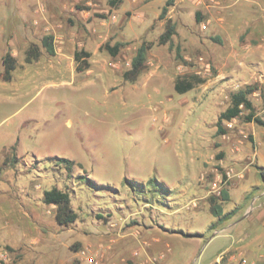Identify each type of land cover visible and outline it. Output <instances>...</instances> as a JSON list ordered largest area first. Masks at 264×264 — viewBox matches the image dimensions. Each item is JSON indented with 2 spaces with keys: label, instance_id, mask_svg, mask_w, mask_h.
I'll use <instances>...</instances> for the list:
<instances>
[{
  "label": "rangeland",
  "instance_id": "obj_1",
  "mask_svg": "<svg viewBox=\"0 0 264 264\" xmlns=\"http://www.w3.org/2000/svg\"><path fill=\"white\" fill-rule=\"evenodd\" d=\"M112 1H62L77 10L78 20L50 18L55 0H0V61L9 53L17 63L9 82L0 77V264H21L22 258V264H55L68 254L66 264H81L85 260L76 254L86 249L87 259L99 264V248L84 249L76 242L93 238L94 229L108 252L125 246L116 264H144V254L149 264H213L226 250L264 264V127L244 122L245 111L232 127L224 122L225 134L216 127L230 95L247 85L256 86L250 100L256 116L264 119V77L258 79L264 60L254 57L252 44L239 48L233 60L218 52L209 59L190 48V60L184 59L176 39L157 45L164 31V21L158 20L164 0ZM196 13L191 8L177 15L176 10L175 29L184 22L199 28ZM88 30L99 33L98 58L105 59L90 65L82 58L80 65L103 77L97 73L75 80L65 66L58 73L48 68L45 77L44 65L52 57L42 49V39L50 36L55 51L63 53L60 32L67 31L74 59L84 50L82 35ZM143 42L152 44L146 68L136 82L126 83L123 73ZM117 43L122 46L115 57L102 50ZM31 45L41 55L27 64L25 51ZM76 66L74 61L75 74ZM197 70L207 74L195 75ZM150 71L161 79L143 85ZM219 73L224 77L215 85ZM243 73L245 78L239 77ZM176 74L203 82L180 95L173 90ZM61 158L74 163L71 172L58 162ZM53 187L70 196L78 216L71 226L58 229L55 207L42 201L43 192ZM212 196L223 213L235 210L215 229ZM147 224L158 228L154 238L175 235L161 244L146 242Z\"/></svg>",
  "mask_w": 264,
  "mask_h": 264
},
{
  "label": "crops",
  "instance_id": "obj_2",
  "mask_svg": "<svg viewBox=\"0 0 264 264\" xmlns=\"http://www.w3.org/2000/svg\"><path fill=\"white\" fill-rule=\"evenodd\" d=\"M55 1L56 2L53 4V8L50 10V14H49L50 18H56V17H61V16L66 15V16L73 17V18L76 17L78 18V20H81V16L80 14H78L77 10L71 11V8H69L67 4L69 1H72V0H67V3H63L62 1L64 0H55ZM75 1H78V0H75ZM165 1L166 0L163 1L162 7L164 6ZM195 1L196 0H188V3L185 4V2L182 0H175L172 6V9L168 12L169 16L167 17V19L171 20L175 16L173 13L176 10H177V15L180 13V11L191 9V8H194L199 12V17L201 21L197 23L195 20L194 22L195 24L199 26V28H194L193 26L191 27L184 22V24L180 26L181 28L180 30H178L176 27L175 29L176 33L172 37V39L173 38L176 39L178 44H182V50H183L182 54H183L184 59L190 60L192 53L190 54L187 51L190 48L192 49V52L196 54L201 51H204L209 57V59L213 57V54L218 52L220 58L222 59L224 58L225 60H230L231 58L233 60L236 57V54L239 51V48H242V49L248 48V46L252 44L254 45L253 52L256 55L254 57H258L262 61L264 60V0H200L199 3H197V5H200L199 8H195V5H194ZM128 8L127 7L122 8L121 11L124 12ZM87 13L90 15L91 10L88 11ZM86 16L87 14H84V17ZM202 16L204 17L202 18ZM247 17L249 20L246 21ZM175 21L176 20H173L174 25H175ZM93 24L94 22H89L86 25L93 28V26H91ZM92 30H96V29H92ZM95 32L96 31H94L93 33L91 32V30L90 31L88 30V34L86 33L85 35H82V39L84 41L83 52H86L89 54V57L85 59H88V63L90 65L93 63L96 64L98 63L99 60L105 59L102 55L100 58H98V56L101 54L99 52L100 44L96 45V42L99 41L98 40L99 33L97 34ZM60 34L62 35L60 37L61 39L60 41L63 46L62 47L63 53L59 51H55L54 49V52H55L54 56H51L52 58L50 60H47L46 65H44L45 66L44 76L45 77L49 76L50 70H53L54 72L58 73L60 71V66H65L67 70L70 72V76L75 80L79 78L81 79L84 75L89 77L97 73H99L102 76L103 72L102 73L99 71L95 72L93 69H88V68L86 70L77 72L75 74L74 73L75 72L74 71V59H73V56H70L69 54L70 50H69V42H68L69 40H68V35H67L68 32L64 31V32H60ZM123 34L124 32H122V36L124 37ZM192 34H199L200 38H195L192 36ZM243 35H245L246 37L244 38V41L242 43L241 37ZM213 41L217 43H213ZM199 59L200 61L203 60L202 58H199ZM202 64L203 63L198 62L199 67ZM103 69L105 70V67H103ZM192 71L193 70H191V72ZM232 71L236 74L238 70L234 69ZM191 72L189 71V73ZM177 74L180 75V72H177ZM194 74L200 76L202 74H207V73L206 72L201 73V71L197 70L194 72ZM246 74L252 75L251 72H248ZM153 75H155L156 78L150 80L149 77ZM178 75L176 76L174 80H177L178 78L189 79L192 77H197V76L191 77V76H185V75H181V76H178ZM188 75H192V74H188ZM245 76L246 75L243 73L239 77L245 78ZM106 77L110 78L112 76L110 74H107ZM160 77H161V74L159 73L157 74L155 71H150L147 75H145V80H144V77L142 78V83L144 85V81L145 83L147 82L149 83L152 81L156 82L157 80L161 79ZM223 77L224 75L222 73H219L216 76V78L213 80V83L217 85L219 79H222ZM107 78L105 80H108ZM126 83H129V82H126ZM126 83L122 82V84H126ZM111 85L113 84L108 83L107 87L110 88L112 87ZM93 86H95V83L93 84ZM173 87H174V84H173ZM220 88L222 89L223 87L220 86ZM192 90L194 91L195 88ZM187 187L189 190V186ZM42 201H43V197H42ZM56 226L58 229L62 228L58 226L57 223H56ZM156 230H158L156 226H151L150 224H147L146 226H144V240L146 242H151V240L153 242L157 241L159 244H161L162 241H166V240L168 241V239H170L172 236L175 235V234H169V233H161V237L154 238L153 236L157 234ZM62 231L63 230H58L56 232L60 233ZM96 231L97 230L94 229L91 232L93 238L86 240L85 243H82L81 241H76V242H80L82 246L86 245L84 249L87 247L93 248L94 246L99 248L102 251L99 257L100 258L99 264H116L114 258H117V255L119 256L121 253H123V249L125 250V246L123 244L122 245L120 244L117 247V250H116V247H115V250L113 248L112 250L115 251V252L113 251L114 253L117 252L116 254H112L110 251L108 252L107 250L108 247L105 246L103 241L101 239H96V234H97ZM158 243L155 244L156 247L159 246ZM77 246L79 247L80 245L77 244ZM52 250H54L55 252L56 248L53 246ZM226 251H230V250H226ZM79 254H80V251L76 254L78 258L80 256ZM147 255L148 254H144V264H149L145 262L146 257H148ZM67 257H70L69 254L62 258H57V261L55 262V264H66ZM23 260L24 259L22 258L21 264ZM163 262L166 264L165 260H163ZM82 263L86 264L87 262L86 261L82 262L81 260V264ZM121 264H124V263L121 262ZM223 264H230V263L225 261ZM256 264H261V263L257 261Z\"/></svg>",
  "mask_w": 264,
  "mask_h": 264
},
{
  "label": "trees",
  "instance_id": "obj_3",
  "mask_svg": "<svg viewBox=\"0 0 264 264\" xmlns=\"http://www.w3.org/2000/svg\"><path fill=\"white\" fill-rule=\"evenodd\" d=\"M115 1V0H113ZM111 3H114V2ZM174 0H166L164 6L161 8L160 15L158 16L159 21H165L164 23V31L157 39V45H166L170 43L172 37L175 35V25L170 20L167 19L166 16L168 14L169 9L173 6ZM200 17L199 13H196V22L199 23ZM122 44L117 43L113 47H110L108 44H105L102 47V50L108 52L111 57H115ZM41 47L46 51L49 56H54V48L52 43V38L50 36H45L41 41ZM151 43H142L136 50L135 55L133 56L130 69L123 73V79L126 82L134 83L141 75V73L146 68L147 61V53L151 49ZM41 55V49L36 45H31L25 51V62L27 64H31L36 61ZM89 54L86 52H75L74 53V61L77 64L76 71L81 72L87 69V64L80 65L82 58H88ZM16 60L9 53L5 54L0 61V77L9 82L11 80V74L16 69ZM203 81L197 77H192L189 79L186 78H178L174 82V92L177 94H185L192 89H194L197 85L201 84ZM256 91V86L247 85L244 88L232 93L230 95L229 105L228 107L220 113L218 116V120L216 122L217 131L219 134H225V130L223 129L224 122H229L232 119L240 118L243 111L246 114L243 116V120L246 123H254L257 126L264 127V119L256 116L253 104L250 100V96ZM262 104L264 107V97L262 100ZM58 162L65 168L66 171L71 172L72 166L74 163L67 159H58ZM79 180H90L87 177L78 176ZM228 196L225 191L222 192V200H227ZM210 202V212L216 218V222L212 225V229H215L216 225H222L225 222L231 220L235 215V210L223 213L219 204H217V198L212 196L209 199ZM43 203L48 206L55 207V215L54 219L58 226L60 227H68L75 223L77 220V214L71 207V199L68 192L58 189L57 187H53L50 190L43 192Z\"/></svg>",
  "mask_w": 264,
  "mask_h": 264
},
{
  "label": "built area",
  "instance_id": "obj_4",
  "mask_svg": "<svg viewBox=\"0 0 264 264\" xmlns=\"http://www.w3.org/2000/svg\"><path fill=\"white\" fill-rule=\"evenodd\" d=\"M263 77H264V75L260 74L258 79L262 82ZM263 85H264V83H263ZM236 88L239 89V85H236ZM263 89H264V86H263ZM253 94L255 96L257 95L256 92H254ZM235 120H236V118L232 119L229 122H226V126L229 127V128L232 127L233 122ZM226 175H227V177H230V173L229 172ZM86 253H87V249L80 251L79 255H80V257L82 259H84L87 262V264H96V261L94 260L93 257L87 259ZM225 261L230 263V264H256L254 261L248 259L244 255V253L237 252V253H233L232 254L230 251H225V252L221 253L219 255V257L215 260L214 264H223Z\"/></svg>",
  "mask_w": 264,
  "mask_h": 264
}]
</instances>
